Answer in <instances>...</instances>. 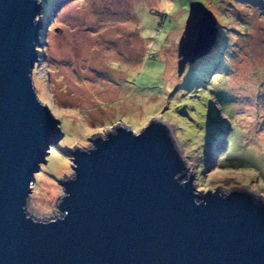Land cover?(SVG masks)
I'll return each mask as SVG.
<instances>
[{
	"label": "water",
	"instance_id": "95a60500",
	"mask_svg": "<svg viewBox=\"0 0 264 264\" xmlns=\"http://www.w3.org/2000/svg\"><path fill=\"white\" fill-rule=\"evenodd\" d=\"M42 12L40 0H0V264H264V198L198 192L162 119L137 133L118 124L71 150L61 215L28 214L35 174L63 137L33 82ZM217 35L215 15L191 2L179 76Z\"/></svg>",
	"mask_w": 264,
	"mask_h": 264
},
{
	"label": "rangeland",
	"instance_id": "374dc122",
	"mask_svg": "<svg viewBox=\"0 0 264 264\" xmlns=\"http://www.w3.org/2000/svg\"><path fill=\"white\" fill-rule=\"evenodd\" d=\"M40 1L33 82L63 137L35 174L29 215H61L71 150L90 148L118 124L137 133L154 118L169 125L198 192L264 198V0ZM194 1L215 15L217 42L179 76L178 45Z\"/></svg>",
	"mask_w": 264,
	"mask_h": 264
},
{
	"label": "bare ground",
	"instance_id": "6f19581e",
	"mask_svg": "<svg viewBox=\"0 0 264 264\" xmlns=\"http://www.w3.org/2000/svg\"><path fill=\"white\" fill-rule=\"evenodd\" d=\"M255 193V192H254Z\"/></svg>",
	"mask_w": 264,
	"mask_h": 264
}]
</instances>
